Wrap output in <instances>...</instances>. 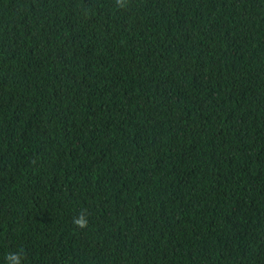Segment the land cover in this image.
Here are the masks:
<instances>
[{"label":"trees","instance_id":"trees-1","mask_svg":"<svg viewBox=\"0 0 264 264\" xmlns=\"http://www.w3.org/2000/svg\"><path fill=\"white\" fill-rule=\"evenodd\" d=\"M125 4L0 0V264H264V0Z\"/></svg>","mask_w":264,"mask_h":264},{"label":"clouds","instance_id":"clouds-1","mask_svg":"<svg viewBox=\"0 0 264 264\" xmlns=\"http://www.w3.org/2000/svg\"><path fill=\"white\" fill-rule=\"evenodd\" d=\"M119 8L126 6L125 0H115ZM73 224L79 229H86L89 225V220L86 211H81L73 218ZM7 264H23L22 256L19 252L9 253L6 257Z\"/></svg>","mask_w":264,"mask_h":264}]
</instances>
